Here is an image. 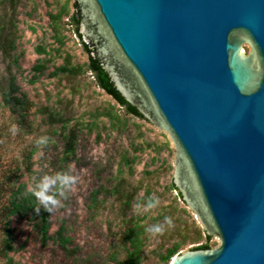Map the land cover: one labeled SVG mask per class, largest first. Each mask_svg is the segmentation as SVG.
Returning <instances> with one entry per match:
<instances>
[{"label": "rangeland", "instance_id": "obj_1", "mask_svg": "<svg viewBox=\"0 0 264 264\" xmlns=\"http://www.w3.org/2000/svg\"><path fill=\"white\" fill-rule=\"evenodd\" d=\"M1 1L0 21L13 13L12 0ZM15 1L16 49L10 57L0 50V264H120L131 247L132 226L142 240L140 264H171L183 251L207 242L218 246L172 188L175 147L169 136L127 114L88 69L89 53L71 23L75 1ZM64 8L57 20L62 44L52 15ZM68 60L81 74L59 70ZM38 64L45 66L42 72L34 68ZM110 111L119 118L111 120ZM42 137L47 142L37 143ZM69 170L76 183L58 197L44 242V208L30 189L45 174ZM26 200L29 207L35 202L34 210L11 213L13 201ZM150 200L158 203L148 209ZM155 224L164 231L148 232ZM60 233L69 239L64 245ZM177 244V253L165 259Z\"/></svg>", "mask_w": 264, "mask_h": 264}, {"label": "water", "instance_id": "obj_2", "mask_svg": "<svg viewBox=\"0 0 264 264\" xmlns=\"http://www.w3.org/2000/svg\"><path fill=\"white\" fill-rule=\"evenodd\" d=\"M74 1L83 42L169 136L173 183L219 239L171 264H264V0Z\"/></svg>", "mask_w": 264, "mask_h": 264}, {"label": "trees", "instance_id": "obj_3", "mask_svg": "<svg viewBox=\"0 0 264 264\" xmlns=\"http://www.w3.org/2000/svg\"><path fill=\"white\" fill-rule=\"evenodd\" d=\"M0 2H2L0 0ZM12 9L13 13L11 16L3 15L2 19L0 21V50L4 53V55L10 57L12 55V52L16 49V42L18 39L17 36V22L15 21V11H16V6H17V1L12 0ZM66 11V9H63V12H61L58 15H52V18L54 20V23L56 24L55 26V36L56 38L63 44L64 41L61 37H58L59 30H58V24L57 20L62 17V14ZM79 22H80V17L79 14L75 11V13L71 16V23L73 25V28L76 32V34L79 36L84 48L86 51L89 53V63H88V69L92 71L95 74L96 81L98 85L103 88L108 94H110L118 104L121 105L125 109V112L133 117H137L140 119H145V116L132 104H130L124 96L119 92V90L116 88L114 85V82L111 80L109 74L103 69L100 60L92 55V49L89 45L85 44L82 40L81 34L79 33ZM59 50V49H58ZM40 53L46 52L44 48H41L38 50ZM67 65L61 66L59 68L60 71L63 72H69V73H75L76 75L81 74L82 69H75V68H70L68 64L70 63V60H68ZM37 71L42 72L45 66L43 64H38L34 67ZM76 71V72H74ZM106 115L111 119L115 120L118 119V115H114L111 111L107 112ZM149 121V120H147ZM72 147V146H71ZM72 150V149H71ZM172 188L175 190H178L177 187L175 186L174 183H172ZM179 197L182 199V195L179 192ZM29 200V199H28ZM26 200L25 202H18L16 201L12 202L13 209L11 210L12 212H18L21 208L26 212L28 209H33L35 208L36 204L35 202H32V205L27 206L26 203L28 202ZM31 200V199H30ZM31 201H35V199H32ZM30 201V202H31ZM43 216H42V221L40 223V233L42 234L43 241L46 242L50 236H48V229H49V214L50 212H47L43 210ZM138 227V224H137ZM128 233V243H131L130 249L128 248V252L126 254V257L124 260L120 261V264H140V256H141V238H140V231H136L135 227H131L129 229ZM211 236L207 235V239L209 240ZM58 241L62 245H64L66 242L69 241L68 238H64V235L60 233L58 235ZM179 248V244L175 245L173 248H169L167 251V255L165 256V259H170L173 257ZM211 248L210 244L207 242L206 244H203L201 246H198L194 249H207Z\"/></svg>", "mask_w": 264, "mask_h": 264}, {"label": "clouds", "instance_id": "obj_4", "mask_svg": "<svg viewBox=\"0 0 264 264\" xmlns=\"http://www.w3.org/2000/svg\"><path fill=\"white\" fill-rule=\"evenodd\" d=\"M12 131L15 132V126H13ZM46 142V138L43 137L37 141V143L40 144ZM76 180L77 177L72 175L70 170L65 172H56L52 175L45 174L36 183L35 187L30 189V191L37 198L40 204L43 205L44 210L51 212L55 207L60 206L61 202L58 197H65L66 194L73 189ZM53 185L56 186L55 189H53ZM157 203L158 201L150 200L147 203V208H154ZM36 211L39 212L40 209L37 208ZM165 221L169 226H171V218L165 217ZM147 231L153 234H158L164 231V227L161 224H155L149 227Z\"/></svg>", "mask_w": 264, "mask_h": 264}]
</instances>
